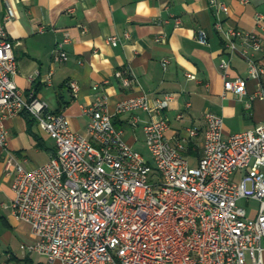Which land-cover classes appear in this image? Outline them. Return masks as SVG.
Here are the masks:
<instances>
[{
	"label": "built area",
	"instance_id": "1",
	"mask_svg": "<svg viewBox=\"0 0 264 264\" xmlns=\"http://www.w3.org/2000/svg\"><path fill=\"white\" fill-rule=\"evenodd\" d=\"M209 4L216 14L228 12L222 1ZM14 16L6 0L0 23V148L14 193L10 204L2 206H9L17 220L28 222L34 236L22 249L44 255L46 264H264V122L224 135L222 116L205 111L202 154L196 165H190L183 151L197 127L190 125L183 137L172 139L168 118L154 116L168 105L171 93L152 99L145 93L129 95L116 101L113 113L107 96L97 94L83 108L89 115L86 134L78 133L63 112L48 111L44 101L32 92L23 96L17 87L15 43L6 28ZM256 18L262 15L256 13ZM213 27L226 49L218 64L224 91L243 97L247 77L257 81L244 100L249 108L252 99L264 97V66L253 58L264 48L263 38L252 29L226 27L218 16ZM195 38L208 43L202 29L196 30ZM118 40L116 34L106 39L111 44ZM68 41L65 33L56 42V61L67 59ZM238 46L247 63L246 76L230 78ZM114 74L124 86L134 81L129 70ZM68 84L76 93V81ZM136 109L148 115L142 129L152 162L125 141L124 130L113 120L114 114L129 113L128 123L134 127L140 121ZM22 111L55 142L50 158L35 168H26L9 146L4 122ZM182 116L183 112L176 114ZM242 199L258 202L254 215L239 204Z\"/></svg>",
	"mask_w": 264,
	"mask_h": 264
},
{
	"label": "crops",
	"instance_id": "2",
	"mask_svg": "<svg viewBox=\"0 0 264 264\" xmlns=\"http://www.w3.org/2000/svg\"><path fill=\"white\" fill-rule=\"evenodd\" d=\"M5 1L0 0V23ZM8 1L15 11L6 28L15 43L17 87L23 96L32 92L44 101L48 111L63 112L78 133L86 134L89 115L83 108L97 94L107 96L108 109L113 113L116 101L129 95L145 93L152 99L171 93L168 105L154 116L168 118L167 134L172 139L183 137L190 125L197 127L198 133L186 139L183 151L188 160L194 158L196 162L202 154L205 111L222 116L224 135L264 122V97L252 99L249 108L244 105L257 85L255 79L247 77L243 97L224 91L218 64L226 49L221 33L213 27L218 16L226 27L255 30L264 41V0H217L228 6L227 13L218 14L209 0ZM256 13L262 15L259 21ZM197 29L206 33L207 44L196 40ZM65 33L69 35L64 45L68 57L56 61L54 48ZM113 34L119 37L116 44L106 41ZM158 36L161 40H156ZM238 47L232 55L230 78L246 76L247 63ZM253 58L264 66V48L254 52ZM163 59L168 60L165 65ZM117 69L132 73L134 81L130 86H124L115 76ZM70 80L77 83L76 93L68 84ZM262 82L264 88V78ZM179 112H183L181 118L176 117ZM134 113L140 117L134 127L128 123L129 113L113 116L114 123L124 132L132 129L124 138L131 145L136 139L135 131L142 129V123L148 119L142 109ZM4 123L9 146L24 160L26 168L46 162L55 151L53 138L26 111ZM240 175L241 171H237L235 177ZM13 196L11 177L4 173L0 148V264L5 260L13 264H46L44 255L21 248L22 244L32 243L34 236L28 222L17 220L9 206H2L9 205ZM242 200L248 214L254 215L258 202Z\"/></svg>",
	"mask_w": 264,
	"mask_h": 264
},
{
	"label": "rangeland",
	"instance_id": "3",
	"mask_svg": "<svg viewBox=\"0 0 264 264\" xmlns=\"http://www.w3.org/2000/svg\"><path fill=\"white\" fill-rule=\"evenodd\" d=\"M130 131H132V129L127 128L123 134V138H125L127 133ZM135 134H136V139L132 144L133 148L138 150L147 160L152 162V156H151V153L147 147L145 136H144V133L142 132L141 127L137 128V130L135 131ZM189 163H190V165H196L197 162L195 161L194 158H189ZM251 202H252V204H255L254 201H251ZM239 204H244V200H239Z\"/></svg>",
	"mask_w": 264,
	"mask_h": 264
}]
</instances>
